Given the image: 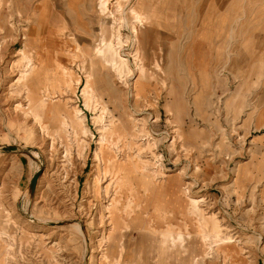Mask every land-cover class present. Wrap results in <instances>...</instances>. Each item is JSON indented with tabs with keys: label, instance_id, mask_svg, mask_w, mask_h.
<instances>
[{
	"label": "rangeland",
	"instance_id": "374dc122",
	"mask_svg": "<svg viewBox=\"0 0 264 264\" xmlns=\"http://www.w3.org/2000/svg\"><path fill=\"white\" fill-rule=\"evenodd\" d=\"M105 2L0 0V264H264V0Z\"/></svg>",
	"mask_w": 264,
	"mask_h": 264
},
{
	"label": "bare ground",
	"instance_id": "6f19581e",
	"mask_svg": "<svg viewBox=\"0 0 264 264\" xmlns=\"http://www.w3.org/2000/svg\"><path fill=\"white\" fill-rule=\"evenodd\" d=\"M105 4H106L105 0H101V6H104V7H105ZM114 12H119V9H118L117 6H116ZM112 13H113V12H110V15H111L112 18H113L114 16H113ZM133 16H134L135 22H134V24L132 25L131 29H132V32H133V34H134L133 36H134V39H135V41H136V44H139V42H140V36H139V35H140V31H138V27H139V26H142L143 21H142V19L140 18V16L137 15L136 13H133ZM138 32H139V33H138ZM139 50H140V48H137V49H136L137 52H138ZM114 53H115V60H116L117 62H119L120 65L124 66V64H125V60H124L123 58H121V56L119 55V53L116 51L115 48H114ZM133 60H134L135 65L138 67V65H137V60H138L137 54H133ZM87 87H88V84H86V86H85V90L83 91L84 94L87 93V90H86ZM38 130H39V129H38ZM103 140H104V137L100 139V142H102ZM97 160L100 161V157H99V155L97 156ZM97 163H98V161H97ZM104 170H105V169H104ZM104 172H105V171H104ZM24 194H27V193L24 192ZM76 225H79V224L77 223ZM93 253H94V252H93Z\"/></svg>",
	"mask_w": 264,
	"mask_h": 264
},
{
	"label": "water",
	"instance_id": "95a60500",
	"mask_svg": "<svg viewBox=\"0 0 264 264\" xmlns=\"http://www.w3.org/2000/svg\"><path fill=\"white\" fill-rule=\"evenodd\" d=\"M3 148H6V147H3ZM37 178H38V174L34 175V177L32 178V180L30 181L29 189H30L31 192H33V190L35 188V184L37 182Z\"/></svg>",
	"mask_w": 264,
	"mask_h": 264
}]
</instances>
